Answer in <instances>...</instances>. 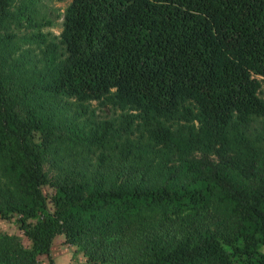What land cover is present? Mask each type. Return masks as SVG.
I'll return each instance as SVG.
<instances>
[{"label": "trees", "instance_id": "trees-1", "mask_svg": "<svg viewBox=\"0 0 264 264\" xmlns=\"http://www.w3.org/2000/svg\"><path fill=\"white\" fill-rule=\"evenodd\" d=\"M27 7L46 67L22 93L0 66V218L22 234L0 264H54L55 236L91 264H264V0H68L57 33Z\"/></svg>", "mask_w": 264, "mask_h": 264}, {"label": "rangeland", "instance_id": "rangeland-1", "mask_svg": "<svg viewBox=\"0 0 264 264\" xmlns=\"http://www.w3.org/2000/svg\"><path fill=\"white\" fill-rule=\"evenodd\" d=\"M35 1V3H34ZM68 0H14L12 2V18L9 20L8 32H13L14 38L11 39L13 45L6 49L7 59L2 61L0 58V66L2 69L9 71L11 78L15 82L13 88L22 93L28 88L34 90L41 82L45 71L46 63L40 50L34 44L30 43L27 38L33 31L31 27H25L24 24L17 20L18 6H28L29 10L34 15L35 21L41 24L44 20L49 19L52 22V27L41 26V30H49L57 33L59 24L62 19V12ZM3 30L0 29V34ZM10 52V54L8 53ZM261 95H264V79L261 82ZM68 110V109H66ZM71 112V111H70ZM69 114V112H67ZM44 193H49V187H42ZM0 231H7L21 236V231L15 224L14 216H9L5 219L0 218ZM26 244V240L23 239ZM51 256L54 264H91L88 262L76 246L68 245L63 242L62 236H55L51 246ZM38 264H48L44 255L38 257Z\"/></svg>", "mask_w": 264, "mask_h": 264}]
</instances>
